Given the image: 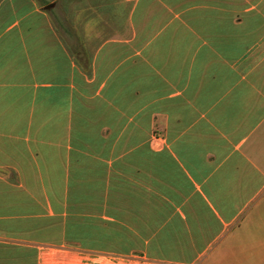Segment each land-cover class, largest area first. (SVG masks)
<instances>
[{"label": "crops", "instance_id": "1", "mask_svg": "<svg viewBox=\"0 0 264 264\" xmlns=\"http://www.w3.org/2000/svg\"><path fill=\"white\" fill-rule=\"evenodd\" d=\"M97 4L0 0V264H264V0Z\"/></svg>", "mask_w": 264, "mask_h": 264}, {"label": "rangeland", "instance_id": "2", "mask_svg": "<svg viewBox=\"0 0 264 264\" xmlns=\"http://www.w3.org/2000/svg\"><path fill=\"white\" fill-rule=\"evenodd\" d=\"M90 1L94 0H60L59 6L58 0H47L53 20H60L61 35L76 51L93 50L101 41L112 36L115 30H120L121 21L124 22V11L116 10L115 5H112V9L111 6L105 8L98 4L89 6ZM81 36L89 38L90 42L81 43Z\"/></svg>", "mask_w": 264, "mask_h": 264}]
</instances>
